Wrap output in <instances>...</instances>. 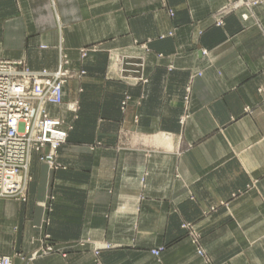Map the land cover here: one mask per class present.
Listing matches in <instances>:
<instances>
[{"label":"crops","instance_id":"obj_1","mask_svg":"<svg viewBox=\"0 0 264 264\" xmlns=\"http://www.w3.org/2000/svg\"><path fill=\"white\" fill-rule=\"evenodd\" d=\"M226 3L0 0L1 58L85 70L47 106L70 127L55 168L34 152L25 200L0 198V255L264 264V0L217 24ZM119 54L145 82L118 77Z\"/></svg>","mask_w":264,"mask_h":264},{"label":"built area","instance_id":"obj_2","mask_svg":"<svg viewBox=\"0 0 264 264\" xmlns=\"http://www.w3.org/2000/svg\"><path fill=\"white\" fill-rule=\"evenodd\" d=\"M229 2L215 16L217 24L221 23L226 13L242 5L249 7L255 0ZM86 52V49H81V57ZM132 59L131 56H123L121 75L145 82L143 59ZM84 73L81 69L72 70L63 55L55 70L39 71L31 70L22 60L0 57V198L25 200L32 153H40L39 159L55 168L54 157L57 149L66 142L70 127H64L61 118L50 115L47 106L62 105L64 84L69 79L80 78ZM67 109L75 111V103L69 104ZM44 149L46 152H43ZM152 253L157 255L159 250ZM0 264H11L10 257L0 255Z\"/></svg>","mask_w":264,"mask_h":264},{"label":"rangeland","instance_id":"obj_3","mask_svg":"<svg viewBox=\"0 0 264 264\" xmlns=\"http://www.w3.org/2000/svg\"><path fill=\"white\" fill-rule=\"evenodd\" d=\"M229 1H231V3H233L232 1H235V0H227V3H230ZM242 6H245V7H248L247 5H242ZM144 47V46H143ZM82 49H86L87 50V52L89 51L88 50V48H82ZM81 50V49H80ZM87 52H86V55H87ZM79 53H80V51H79ZM85 55V56H86ZM84 56V57H85ZM80 57H81V55H80ZM81 58H83V57H81ZM137 58H138V56H137ZM123 59V54H119L117 57H116V60H115V68L117 69V72H118V77H120V78H126L127 77V75H125V76H123V75H121L122 74V72L120 73V69H121V60ZM133 61H136V59H132ZM124 64V63H123ZM123 66V65H122ZM80 70V69H79ZM81 70H83V69H81ZM84 72H85V70H83ZM143 72H144V67H143ZM85 74V73H84ZM83 74V75H84ZM127 74V73H126ZM82 75V76H83ZM126 79H128V80H132L131 82H136V83H138V82H141V81H134V79H130V78H126ZM146 79V78H145ZM70 80V79H69ZM124 102H126L125 100H124ZM74 103V102H73ZM70 104H72V103H70ZM69 104H67V106H68ZM75 106H76V104H75ZM76 109H77V106H76ZM76 111V110H75ZM75 111H73V112H75ZM68 131H69V129H68ZM33 154V153H32ZM39 157H40V155H39ZM40 160V159H39ZM41 161V160H40ZM31 162V161H30ZM43 162V161H42ZM45 163V162H44ZM47 164V163H46ZM48 165V164H47ZM49 167V166H48ZM49 168H51V167H49ZM27 173H28V177H29V180H28V182H27V185H26V189H25V195H24V197L26 198V191H27V186H28V184H29V182H30V180H31V175H30V164H29V168H28V171H27ZM8 198H12V199H17V200H23V199H21V198H14V197H8ZM24 198V199H25ZM47 237V236H46ZM44 250H41L40 252H50L51 250H52V247H51V245L50 244H48L47 243V245L43 248ZM154 251V250H153ZM35 254H37V253H35ZM153 254V253H152ZM6 256V255H5ZM11 259V258H10Z\"/></svg>","mask_w":264,"mask_h":264}]
</instances>
